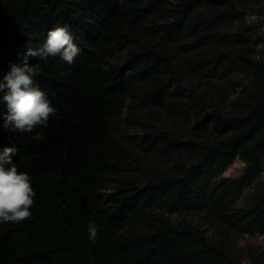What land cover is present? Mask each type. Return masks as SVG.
<instances>
[{"label":"trees","instance_id":"16d2710c","mask_svg":"<svg viewBox=\"0 0 264 264\" xmlns=\"http://www.w3.org/2000/svg\"><path fill=\"white\" fill-rule=\"evenodd\" d=\"M177 1L0 2V80L9 62H19L54 27H68L81 49L73 66L59 57L29 58L38 65L35 84L59 113L36 129L42 140L3 129L0 118V149H19L12 160L30 175L37 194L30 219L0 224V264H247L192 222L174 223L166 213L205 212L264 232V190L251 207L232 211L264 156V57H255L244 22L235 35L216 28L222 6L243 19L246 0ZM206 4L211 15L193 19ZM162 20V31L151 35ZM187 31L195 48L216 46L215 53L183 62L168 45ZM136 39L132 56L119 66L109 63L115 50ZM230 46L238 47V56ZM235 70L248 83L228 107L206 105L205 94L193 101L171 98L181 94L186 71L226 76ZM142 86L147 104L166 105L187 122L194 118L193 136L214 134L213 143L196 150L194 163H178L164 175L144 173L117 125ZM5 111L0 100V114ZM237 157L245 162L242 175L224 176ZM89 222L99 226L96 244L88 240Z\"/></svg>","mask_w":264,"mask_h":264},{"label":"rangeland","instance_id":"374dc122","mask_svg":"<svg viewBox=\"0 0 264 264\" xmlns=\"http://www.w3.org/2000/svg\"><path fill=\"white\" fill-rule=\"evenodd\" d=\"M178 3L177 0H172ZM221 18L216 20V28L221 32L235 35L240 29L244 18L235 15L231 7L222 6L219 11ZM212 11L209 5H203L198 8L193 19L211 15ZM222 13V14H221ZM166 20L153 25L156 31L151 35L159 34L165 25ZM190 31L184 33L183 37L168 45V49L173 54L180 56L183 62L186 60L206 58L205 55L214 54L216 46L194 47V38ZM150 36V34H149ZM138 38V37H137ZM138 39L134 40L122 50H115L109 56V63L114 66L123 64L128 57L132 56ZM137 47V46H136ZM212 50V52H210ZM235 56L239 55L237 46H230ZM244 73L239 70L232 71L226 76L222 74L207 75L199 71H186L179 84L183 87L178 91L181 94H174L171 98H187L190 101L200 95L205 94L206 105L209 103H219L222 108L228 107L231 101L241 92L248 80L243 78ZM170 74L165 78L169 79ZM172 84V88L176 87ZM136 96L132 102L128 100L126 109L117 123L120 137L129 145V148L140 157L143 163L144 173L152 175H164L173 173L178 163L192 164L197 160L196 154L199 149L205 145L213 143L214 134L211 131L203 137L193 136L194 118L190 121L181 118L176 112L168 106L150 105L143 99L146 92V86L136 88ZM227 96V97H226ZM210 101V102H209ZM209 106H207L208 108ZM211 109V108H208ZM157 136V138H155ZM169 136L165 139L164 137ZM180 141L175 145L174 142ZM189 141H192L189 143ZM160 146V148H156ZM197 150V151H196ZM194 155V156H193ZM245 168V162L237 157L235 161L223 173L224 176L239 177ZM143 176V174H142ZM141 176V177H142ZM264 190V156L261 161V170L248 184L241 195L238 196L232 204V211L240 208H249ZM174 223L184 220L192 222L193 225L200 228L211 239L225 244L234 252L244 263L247 264H264V232L245 231L243 227L232 225L228 220L213 218L205 212L196 213H166Z\"/></svg>","mask_w":264,"mask_h":264},{"label":"clouds","instance_id":"9594fccd","mask_svg":"<svg viewBox=\"0 0 264 264\" xmlns=\"http://www.w3.org/2000/svg\"><path fill=\"white\" fill-rule=\"evenodd\" d=\"M73 41L74 36L68 27H54L48 31L43 43L35 48L28 47L19 62H9L8 70L0 80V93L3 94L0 100L6 106V111L0 114L3 129L19 134L35 133V140L43 139L36 129L47 128L49 119L59 113L47 93L35 84L33 77L38 65L30 64L29 58L48 61L49 58L59 57L65 64L73 66L81 53ZM18 152L16 147L0 149V224L19 223L32 217L30 209L37 194L30 175L18 171L17 164L12 160ZM87 232L88 240L96 244L99 226L89 222Z\"/></svg>","mask_w":264,"mask_h":264},{"label":"built area","instance_id":"2783aa9c","mask_svg":"<svg viewBox=\"0 0 264 264\" xmlns=\"http://www.w3.org/2000/svg\"><path fill=\"white\" fill-rule=\"evenodd\" d=\"M240 10L244 15V33L249 45L255 48V57H264V0H246Z\"/></svg>","mask_w":264,"mask_h":264}]
</instances>
